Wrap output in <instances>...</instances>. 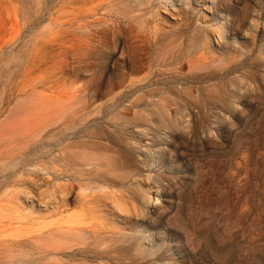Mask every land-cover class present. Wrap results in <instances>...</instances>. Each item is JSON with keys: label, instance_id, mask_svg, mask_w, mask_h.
Here are the masks:
<instances>
[{"label": "rangeland", "instance_id": "374dc122", "mask_svg": "<svg viewBox=\"0 0 264 264\" xmlns=\"http://www.w3.org/2000/svg\"><path fill=\"white\" fill-rule=\"evenodd\" d=\"M139 1L149 5L142 3L140 8L134 9ZM139 1L122 0V5L114 4L113 20L122 17L117 15L125 11L141 10L146 15L137 22L129 18L132 14L122 17L120 32L114 38L107 33L100 51L92 53L94 70L85 67L77 76L75 70L70 69L69 74L74 76L75 72L76 76L70 77L66 85L73 91L79 83H86L94 71L100 73L104 85L108 80L118 82L119 75L127 73L125 66L129 55L139 53L140 48H148L154 57L163 52L165 58L170 57V62H178L183 68L182 75L188 78L190 91L176 94L177 100L183 101L192 113L198 109L202 112L201 119L177 118L173 131L189 133L191 126H201V129L197 141L190 135L189 143L177 140L173 150L180 149L179 154L186 151L183 154L187 157L171 153L178 167L179 184L188 198L182 210L186 226L176 229L171 225L178 206L173 198L176 192L171 191L169 198L173 199L165 204L170 219L167 217L164 229H158L157 234L164 239L168 238L167 234L171 235L166 248L172 244L173 249L166 254L175 264H220L226 256L229 257L227 264H264V0ZM96 3L60 4L50 15L46 14L40 26L37 24L27 30L22 23H25L29 0H0V214L3 215L0 216V264H14V256L29 251V254L35 253V247L45 250L50 242L45 236L39 238L43 233L40 230L44 233L56 231L66 219H61V212L65 213L67 208L78 211L77 206L82 204L93 211L98 223L103 224L100 228L134 235L140 244L139 253L148 260L160 254V245L152 241L149 232L134 229L132 209L127 206L128 212H123L117 208L118 199L125 202L119 195L94 191L78 197L72 191L68 197H63L60 188L67 185L66 179L43 170L46 160L44 108L45 98L49 96L45 84L54 72L52 66L59 60L60 49L63 47L70 53L74 50L69 42L72 34L79 36L82 32L104 29L107 24L112 26L107 11L100 12L105 23L91 25L95 20L88 16ZM67 21L73 24L70 26ZM78 26L86 28L78 30ZM172 41L174 45L167 46ZM73 58V54L67 55L70 63ZM168 68L166 71L173 73L174 68ZM175 88L181 85L173 83L171 89ZM187 115L188 112L183 113V117ZM151 127L152 131L133 129L131 125L125 128L133 134L131 152L144 171L132 181L136 191L148 189L144 179L149 173L152 176L164 173L158 162L148 163L144 159L158 158V154L167 149L170 132L157 125ZM55 150L53 147L52 151ZM55 166L56 171L58 165ZM148 193L145 213L150 214L159 202L156 203L155 190ZM187 210L190 215L194 214V221H188ZM158 217L155 215L152 222L158 221ZM13 229H19V233L11 235ZM200 230L211 234L210 249L195 263L191 255L195 250L201 252L209 241H201L197 236ZM189 231H193V235L197 233L193 236ZM34 232L38 233L36 237L32 235ZM15 242H20V248H8L11 246L8 244ZM224 247L228 255L219 253ZM43 263L61 264L58 257L49 256L29 264Z\"/></svg>", "mask_w": 264, "mask_h": 264}, {"label": "bare ground", "instance_id": "6f19581e", "mask_svg": "<svg viewBox=\"0 0 264 264\" xmlns=\"http://www.w3.org/2000/svg\"><path fill=\"white\" fill-rule=\"evenodd\" d=\"M95 1H97L96 6L90 10L88 16V18L95 20L94 24L91 25L97 26L105 23L102 18H104L103 12L107 11L108 17H111L110 22L112 26L108 27L107 24V27L104 29L90 32L85 31L86 33L82 32L79 36L72 34L73 38L70 39L69 42L74 50L70 53L67 49L62 47L59 54L57 53L59 60L52 66L54 72L47 78L45 84L49 96L45 98L46 107L44 105L45 120L44 118L43 120L45 124H43V139L46 144V150L44 149L46 160L43 170L45 169L46 171L57 173L66 179L67 183L65 184L67 185H62L60 188L63 197H68L72 191H75L78 197H82L85 192L92 193L94 191H109L113 195H119L125 202L119 201L118 199L117 208L123 212H128L126 209L127 206L132 209V213L134 214V229H144L147 233L149 232L152 241L159 243L160 254L157 255L155 259L148 260L139 253L140 244L137 242V238L134 235H123L100 228L102 223H98L96 217H94L93 211L85 207V204H82L77 206L78 211H76V209L67 208L65 213L64 211L61 212V216L59 215L61 219H66L62 221L60 224L61 226L58 225L59 229L56 231L50 230L44 233L43 229L40 230V232L43 231V233L40 236L38 235L39 238L45 236L47 237V241L50 242L49 246L44 247V249L46 248L45 250L42 251L41 248L35 247L33 249L35 253L29 254V251L28 253L26 252L20 255H13L16 259L14 264H29L32 261L46 256L51 258L58 257L61 264H175L172 262V258L167 257L166 254L173 249L172 244L166 248V244L171 242L169 241L171 235L167 234L168 238L164 239L157 234L158 229H164L169 218V214L166 210L167 206L165 205L169 202L168 199L174 198L178 201L176 213L171 218V225L176 229H183L182 227L185 225V220L184 218L182 219V210L185 208L188 198L185 197V192L179 184L180 177L178 167L176 162L171 158V153H175L178 157L182 158V156H184L183 153L186 152V147L182 150V152H185L180 154V149L173 150V148L175 149L177 140L185 143L190 135L194 141L197 136L199 137L201 126L189 127V133L183 131L175 133V131H173V123L177 118L182 119L189 116L195 119L200 117L201 119L202 112L198 109L196 113H192V109H189L186 104H182L183 101L180 99L177 100L176 94L181 95L184 94L185 91L186 93L190 91L187 85L188 78L182 75V66L179 65L178 62H175L176 64L178 63V66L174 62H170V57L169 59H167V57L165 58L163 52L159 54L160 56L156 57V55L154 57L150 54L148 48H140L139 53L135 52L129 55L125 66V71L127 73L119 75L120 78L118 82L108 80L104 85L100 81V73L94 71L86 83H79V86L76 87L75 90L70 91L66 85L68 79L73 76L69 74L70 69L75 70L77 76L85 67L94 70V65L92 64L94 54L92 53L100 51L106 34L109 33L114 38L121 30L122 20L120 19L122 17L126 18L128 15L130 16L132 14L129 18L137 22L146 15L145 12L141 10L120 12L116 15L122 17L113 20L112 17L115 16V14H112L114 13L113 8H115L118 3L121 4L122 0H29L27 14H24L25 23H22L27 26L24 25L23 28L26 27L27 30H30L33 29L34 26H37V24L40 26L46 14L50 15L51 10L60 4L67 5L73 2L92 3ZM142 3V1H139V4H136L134 9L138 6L140 8ZM147 4L149 5L148 2H144L142 5L146 6ZM67 9H64V11ZM68 12H71V10ZM76 12L78 13L77 10ZM100 12L103 14H100ZM60 13L62 14V12ZM133 14H139V16ZM75 16L77 15L75 14ZM76 18L77 17H75V19ZM105 18L107 20V16H105ZM71 24H73V22H69L70 26ZM84 28L86 27H77L78 30H83ZM172 42L171 44H167V46L174 45L175 42ZM164 50H166V48ZM68 54H73V63L68 61ZM71 64H73V66ZM168 67L174 68L173 73H168L166 71L169 70ZM164 68L166 69L164 70ZM75 72H73V77L76 76ZM173 83H178V85H181V88L172 90L171 85ZM105 100L108 102H103ZM189 106L191 107L192 105L190 104ZM184 112H188V115L183 117ZM128 125H131L133 129L144 128L151 131V126L157 125L163 130H168L170 132L167 149L161 151L158 154V158L153 157L150 160H148V158L144 159L148 163L150 161L152 163L158 162L159 166L164 170V173H155L153 176L149 173L144 179L148 189L145 188L141 191H136L132 184V181L141 177L144 171L140 162L132 155V143L134 140L132 137L133 134H130L128 132L129 130L125 129ZM177 125L180 126V124ZM181 125H183V122H181ZM185 129L186 128L183 127V130ZM190 136L188 139H190ZM53 143L55 146H53ZM184 143L183 145L186 144ZM187 143H189V141ZM183 145L182 147H184ZM188 145L189 144L185 146ZM191 146L195 147L192 144ZM53 147H55V151H52ZM185 156L187 157V155ZM144 160L143 162H145ZM187 161H189V158ZM55 165H58L56 171L54 167L57 166ZM152 190H155V200L156 203L159 202V204L155 205L153 212L149 214L148 212L145 213V211L149 203L148 192ZM171 191L176 192L173 198H169V192ZM160 200L162 201L160 202ZM83 207H85V211ZM3 209L6 210L7 208L3 207ZM189 212L190 210L188 211V215H190ZM9 213L10 212H8V214ZM11 214H13V212ZM155 215L159 216L158 221L152 222ZM193 215L191 214L189 216L190 219L186 217L188 221H194ZM0 216L2 217L3 215L0 214ZM4 216L6 217V215ZM11 216L13 217V215ZM11 216L8 218L9 220H11ZM188 221L187 223L189 224L190 222ZM12 226L10 228H12ZM4 227L3 229L7 228L9 230V226L6 228ZM0 228L2 232V227ZM34 229H36V227ZM34 229L32 230L34 231ZM13 230L14 231L10 230L12 232L11 235L16 232L17 234L19 233V229H17L18 231L15 229ZM33 231H31V233ZM197 232V236L202 239L201 241H208L210 239L211 234L207 230H200ZM4 234L5 233L2 235ZM20 234L22 235L23 233L20 231ZM37 234L38 233H36V235ZM21 235L20 237L23 236ZM32 235L34 236L35 232ZM36 235L34 237H36ZM28 238H30V236ZM39 238H37V240ZM35 241L36 240H34V242ZM199 241L200 240H198V244ZM44 242H46V240ZM19 243H7L11 245L8 246V248H20ZM45 244L47 245V243ZM48 248H51V250L48 251ZM209 249L210 240L203 246L201 252L195 250L191 258H193V261L196 263L197 260L199 261L203 256V252ZM21 251L22 250H20V252ZM219 253L228 255V250L224 247L219 249ZM7 254L9 255L10 253L8 252ZM46 262L48 261L46 260ZM227 262H229V257L226 256V259L223 260V263L220 262V264H227ZM53 263L55 262L53 261Z\"/></svg>", "mask_w": 264, "mask_h": 264}]
</instances>
